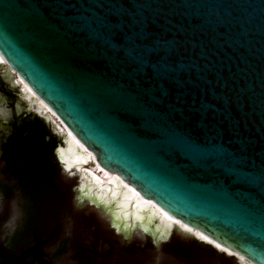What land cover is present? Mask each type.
<instances>
[{
  "label": "water",
  "instance_id": "obj_1",
  "mask_svg": "<svg viewBox=\"0 0 264 264\" xmlns=\"http://www.w3.org/2000/svg\"><path fill=\"white\" fill-rule=\"evenodd\" d=\"M0 57L96 171L264 264V0H0Z\"/></svg>",
  "mask_w": 264,
  "mask_h": 264
},
{
  "label": "flooded vegetation",
  "instance_id": "obj_2",
  "mask_svg": "<svg viewBox=\"0 0 264 264\" xmlns=\"http://www.w3.org/2000/svg\"><path fill=\"white\" fill-rule=\"evenodd\" d=\"M15 77L8 67L0 66V257L3 262L244 264L238 257L173 232L172 226L158 233L155 230L148 238L133 236L118 241L109 236L103 220L95 217L82 221L75 217L73 204L78 180L74 185L61 178V173L68 178L74 176L62 169L55 156L56 148L63 145L61 134L35 106L28 104ZM145 219L132 220L139 223ZM157 226L156 221L154 228ZM151 235L160 238L159 246Z\"/></svg>",
  "mask_w": 264,
  "mask_h": 264
},
{
  "label": "bare ground",
  "instance_id": "obj_3",
  "mask_svg": "<svg viewBox=\"0 0 264 264\" xmlns=\"http://www.w3.org/2000/svg\"><path fill=\"white\" fill-rule=\"evenodd\" d=\"M3 62L0 57V63ZM15 79L16 83H19L23 92L22 94L25 100L28 101V104L35 106L36 110L54 125L57 132L60 134L64 131L66 132L65 143L56 148L55 156L59 164L63 166H61L62 169L70 171L71 175H68L77 177L78 184L75 185L78 198L90 201L102 209L109 216L110 223L124 234L141 232L140 234L148 235L149 233L153 234L155 230L157 233L160 230L165 231L167 228H171V226L173 227L172 231H174V224H177V226L186 232H190L194 236L203 239L204 242L212 244L226 252L217 249L218 251L227 255L238 256L246 264L243 258L236 255L233 251L216 243L201 232L194 231L172 218L151 200L142 197L135 188L122 180L117 174L103 169L96 171L93 168L96 164L92 161L91 154L62 126L51 110L38 100L25 84L17 77ZM143 217L147 219L139 223L132 220ZM156 221L158 228L155 229L154 225ZM151 236L156 242L160 240V238H155V235Z\"/></svg>",
  "mask_w": 264,
  "mask_h": 264
},
{
  "label": "rangeland",
  "instance_id": "obj_4",
  "mask_svg": "<svg viewBox=\"0 0 264 264\" xmlns=\"http://www.w3.org/2000/svg\"><path fill=\"white\" fill-rule=\"evenodd\" d=\"M59 146H61V145H59ZM55 162H56V160H55ZM67 173V172H66ZM67 174H69V173H67ZM61 178H63V180H65V182L66 183H71V184H74L75 185V182L74 181H76L77 179L76 178H74V177H67L66 176V174H64V173H61Z\"/></svg>",
  "mask_w": 264,
  "mask_h": 264
}]
</instances>
